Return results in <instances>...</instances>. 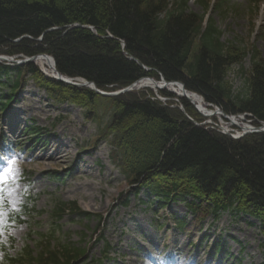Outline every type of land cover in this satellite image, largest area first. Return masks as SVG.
Segmentation results:
<instances>
[{"label":"trees","instance_id":"trees-1","mask_svg":"<svg viewBox=\"0 0 264 264\" xmlns=\"http://www.w3.org/2000/svg\"><path fill=\"white\" fill-rule=\"evenodd\" d=\"M190 1L0 0V56L48 55L61 75L84 79L105 92L126 89L145 77H164L184 84L227 115H251L259 126L264 123V59L255 49L247 52L223 43L212 18L191 12ZM223 3L227 1L214 8L222 10ZM247 56L251 71L235 92L227 73ZM30 80L49 99L84 109L91 121L98 120V110H106L105 121L99 123H106L101 135L130 187L129 197L144 192L158 207L179 202L200 219L227 212L246 215L260 223L264 236V132L235 140L202 126L205 119L195 107L186 99L178 104L167 91L159 93L165 102L148 89L105 98L46 78L33 63L0 64V119L9 114ZM26 131L38 134L33 128ZM52 205L49 230L36 234L37 252L27 245L20 257L6 255L5 262L101 264L90 261L82 243L59 235L65 217L90 215L76 202L56 199ZM24 210L27 215L34 209ZM20 217L11 221L21 222ZM188 225L186 219L176 220L179 229Z\"/></svg>","mask_w":264,"mask_h":264},{"label":"rangeland","instance_id":"rangeland-1","mask_svg":"<svg viewBox=\"0 0 264 264\" xmlns=\"http://www.w3.org/2000/svg\"><path fill=\"white\" fill-rule=\"evenodd\" d=\"M209 1L203 4L191 0L189 10L207 13L206 18H212L223 43L247 52L255 49L264 59V0H226L222 10L214 8L221 0ZM250 71V56L230 68L227 80L235 92L243 88ZM11 107L0 122V171L8 167L9 160L15 161L9 182L0 186V264H7L6 255L20 257L27 245L37 252L36 234L49 230L48 211L56 199L76 202L90 215L77 220L66 218L62 226L59 224V235L82 243L92 260L101 259L111 249L110 260L104 264H144V258L157 250L169 257L158 264L263 263L264 237L254 219L221 214L218 220L193 221L188 234L175 228L174 217L191 220L181 203L162 208L155 215L145 204L148 199L143 192L130 198L129 186L110 160V144L101 135L106 123H99L105 121L106 110H98V120L91 121L86 119L84 109L49 99L31 80ZM205 120L204 125L212 130L226 128L229 134L234 130L217 117ZM246 121L241 124L248 125ZM28 127L39 129V134L31 137L25 131ZM95 144L99 145L92 150ZM49 163H56V167L43 166ZM28 195L37 200L30 208L35 210L23 215L20 223H9L11 214L22 212ZM202 225L204 231L199 232Z\"/></svg>","mask_w":264,"mask_h":264},{"label":"bare ground","instance_id":"bare-ground-1","mask_svg":"<svg viewBox=\"0 0 264 264\" xmlns=\"http://www.w3.org/2000/svg\"><path fill=\"white\" fill-rule=\"evenodd\" d=\"M34 63L40 68V70L42 72L46 73L47 75H49L51 77H58L56 65H55L53 58H51L47 55H43V56H40L38 58V60H36V62H34ZM156 82H158L157 86L155 85V83H151L150 81L144 80L142 82V88L140 90L142 91V90L148 89V90L153 91L155 93V95L159 96V93L161 92V88L163 87V84H162V82L157 81V80H156ZM164 91L173 92L178 99H186L185 95L183 94L182 88L180 86H175V85L166 86L164 88ZM188 97H189L190 101L196 106L197 110L199 112H201L202 114H207V115L211 116L212 118L217 117L219 119H222L220 113L212 112V111L208 110L206 103H205V100L200 95L193 93V92H190V93H188ZM232 125H241V122L237 119H231V121L229 122V124L227 126L231 127ZM251 129H253V128L250 126H245L243 131H246V130L249 131ZM225 130H226V128H225ZM98 145L95 144L93 146L92 150H95ZM62 152H64V151H62ZM55 155L56 154H53V156H51V157L54 158ZM59 156L60 155H58L56 157H59ZM42 157H45V156H42ZM43 166L49 167V168H54V167H56V163L55 164L49 163V164H46Z\"/></svg>","mask_w":264,"mask_h":264},{"label":"water","instance_id":"water-1","mask_svg":"<svg viewBox=\"0 0 264 264\" xmlns=\"http://www.w3.org/2000/svg\"><path fill=\"white\" fill-rule=\"evenodd\" d=\"M123 46H125L124 43H123ZM41 56H43V55H41ZM39 57L40 56H36V57L30 58V59H26V60H24L22 62L15 61L13 59L8 60L6 58L0 57V62L5 61V62L12 63L13 65H22V64H25V63H34V62H36V60H38ZM130 60L137 62L141 67H143V65L140 62L136 61L135 59L130 58ZM54 62H55V60H54ZM55 65H56V63H55ZM144 69L146 71H149V69H146V68H144ZM57 73H58V77H54L57 81H60L62 83H65V84H67L69 86H72V87H75V88H88V89L92 90L93 92H95L98 95H101L103 97H117V96H121V95H123L125 93H131L134 90H140L142 88V82L144 80L150 81L151 83H155L156 86L158 85V82H156L155 79L144 78V79H141L140 81H138L137 83L133 84L132 86H130V87L126 88V89H123V90H121L119 92L107 93V92H103V91L99 90L94 83L88 82V81H86L84 79L68 78V77H65V76L61 75L58 71H57ZM160 82H162V84H163V87L161 88V91L164 90V88L166 86H171V85L180 86L182 88L183 94L185 95V98L190 101V99L188 97V93L189 92L186 90V88H185V86L183 84L178 83V82H167L163 77H161ZM207 107H213V106L212 105H207ZM215 112H218V111H215ZM203 115H205V114H203ZM205 116H209V115H205ZM223 117L225 119H228L227 116H223ZM261 125H263V127H264V124H261ZM258 132H264V130H258V131L255 130L253 132L248 131V132H245L244 134H242L240 136V138L243 137L246 134L258 133Z\"/></svg>","mask_w":264,"mask_h":264},{"label":"snow or ice","instance_id":"snow-or-ice-1","mask_svg":"<svg viewBox=\"0 0 264 264\" xmlns=\"http://www.w3.org/2000/svg\"><path fill=\"white\" fill-rule=\"evenodd\" d=\"M14 164H15L14 160H9L8 167L5 168L3 171H0V186L5 185L9 182V173L13 172L12 165ZM0 191H2V187H0ZM2 207H3V199L2 197H0V208ZM2 217H3V213L0 212V235H2V231H3Z\"/></svg>","mask_w":264,"mask_h":264},{"label":"clouds","instance_id":"clouds-1","mask_svg":"<svg viewBox=\"0 0 264 264\" xmlns=\"http://www.w3.org/2000/svg\"><path fill=\"white\" fill-rule=\"evenodd\" d=\"M169 257L165 253H161L159 250L156 252L149 253L144 258V264H158V261L160 260H167Z\"/></svg>","mask_w":264,"mask_h":264}]
</instances>
